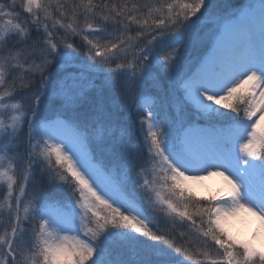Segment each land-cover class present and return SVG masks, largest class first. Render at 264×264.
Instances as JSON below:
<instances>
[{
    "label": "snow or ice",
    "instance_id": "obj_1",
    "mask_svg": "<svg viewBox=\"0 0 264 264\" xmlns=\"http://www.w3.org/2000/svg\"><path fill=\"white\" fill-rule=\"evenodd\" d=\"M262 122L264 0H0V264H264Z\"/></svg>",
    "mask_w": 264,
    "mask_h": 264
},
{
    "label": "bare ground",
    "instance_id": "obj_2",
    "mask_svg": "<svg viewBox=\"0 0 264 264\" xmlns=\"http://www.w3.org/2000/svg\"><path fill=\"white\" fill-rule=\"evenodd\" d=\"M188 184L191 187H195V188H196V186H200V185L205 186V188H207V187H209V188L212 187V188H216V189L219 188V193L223 192V190L226 187L225 181L223 180V178L221 176H217V175L205 176L202 180L190 181V182H188ZM249 223L255 224V227H254V232H255L258 228V222L256 221V219L254 217H252L249 214H243L242 216L232 220L230 223V227H231V229L236 230V232H239V233H241L240 231L244 227L248 231H249V229H251L250 230V232H251L253 225H250ZM238 225H241V227ZM247 230H245L246 233H248ZM241 237H243V236H241Z\"/></svg>",
    "mask_w": 264,
    "mask_h": 264
},
{
    "label": "rangeland",
    "instance_id": "obj_3",
    "mask_svg": "<svg viewBox=\"0 0 264 264\" xmlns=\"http://www.w3.org/2000/svg\"><path fill=\"white\" fill-rule=\"evenodd\" d=\"M248 87H250V85H245L243 88L240 89V93L246 94V91H247ZM240 93H238V94H240ZM262 127H264V122H262ZM189 187H191V186L189 185ZM191 189L195 193H197L198 196H208V195L219 193V188H217V189L216 188H212V187L211 188H209V187L205 188V186H202V185L196 186V188L195 187H191ZM4 195H6V193H4ZM160 195L161 196H166L167 192L166 191H161ZM156 206H157L158 209L162 208V207H166V206L160 205L159 201H156ZM5 209H6V201L4 200L3 195H0V210H5ZM97 211L101 215H103L107 211V209H105L103 206H98ZM162 214L165 215L166 213L162 212ZM84 224H85V226H87V221H84ZM249 224L253 225L252 231L250 232L251 229H249V231H248L245 227L242 228V229L240 228L241 229L240 232L243 235L241 233H239V232H236V230H233V229H231V230H232L234 235H237V236H240V237L243 236L241 238H251V235L254 232L255 224H253V223H249ZM238 226L241 227V225H238ZM245 230H247L248 233H246Z\"/></svg>",
    "mask_w": 264,
    "mask_h": 264
},
{
    "label": "trees",
    "instance_id": "obj_4",
    "mask_svg": "<svg viewBox=\"0 0 264 264\" xmlns=\"http://www.w3.org/2000/svg\"><path fill=\"white\" fill-rule=\"evenodd\" d=\"M76 40H77V43L80 42V38H79V37H77ZM165 213H166V212H165ZM160 215H163L162 212L160 213ZM165 215H167V213H166Z\"/></svg>",
    "mask_w": 264,
    "mask_h": 264
}]
</instances>
